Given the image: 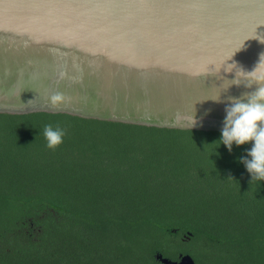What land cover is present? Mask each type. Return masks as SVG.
Here are the masks:
<instances>
[{
    "label": "trees",
    "instance_id": "obj_1",
    "mask_svg": "<svg viewBox=\"0 0 264 264\" xmlns=\"http://www.w3.org/2000/svg\"><path fill=\"white\" fill-rule=\"evenodd\" d=\"M46 123L66 129L55 148ZM219 136L0 113V264H264V180L238 159L251 141Z\"/></svg>",
    "mask_w": 264,
    "mask_h": 264
},
{
    "label": "water",
    "instance_id": "obj_2",
    "mask_svg": "<svg viewBox=\"0 0 264 264\" xmlns=\"http://www.w3.org/2000/svg\"><path fill=\"white\" fill-rule=\"evenodd\" d=\"M261 21L264 0H0V113L220 132L256 87L232 79L264 52Z\"/></svg>",
    "mask_w": 264,
    "mask_h": 264
},
{
    "label": "clouds",
    "instance_id": "obj_3",
    "mask_svg": "<svg viewBox=\"0 0 264 264\" xmlns=\"http://www.w3.org/2000/svg\"><path fill=\"white\" fill-rule=\"evenodd\" d=\"M228 65L234 67L235 62ZM238 71L240 76L247 80L246 87L254 83L256 87L251 91L241 93L240 96L227 97L230 103L225 105L220 136L216 140H219V145L223 144L229 151L233 143L241 145L251 141V146L245 150L247 155H242L238 159L249 172L251 180H264V52L260 53L258 62L251 70L236 66L235 78L232 79L234 84L241 83L236 80ZM61 99V93L51 94L50 101L53 105ZM65 134L66 129L59 124L46 123L43 126V136L48 148L60 145Z\"/></svg>",
    "mask_w": 264,
    "mask_h": 264
},
{
    "label": "snow or ice",
    "instance_id": "obj_4",
    "mask_svg": "<svg viewBox=\"0 0 264 264\" xmlns=\"http://www.w3.org/2000/svg\"><path fill=\"white\" fill-rule=\"evenodd\" d=\"M259 24H264V21H261ZM256 25H257V24H254V25H253L254 30H255V28H256Z\"/></svg>",
    "mask_w": 264,
    "mask_h": 264
}]
</instances>
